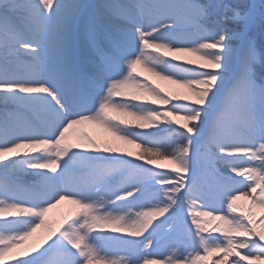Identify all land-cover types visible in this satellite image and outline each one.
<instances>
[{
  "label": "snow or ice",
  "instance_id": "snow-or-ice-1",
  "mask_svg": "<svg viewBox=\"0 0 264 264\" xmlns=\"http://www.w3.org/2000/svg\"><path fill=\"white\" fill-rule=\"evenodd\" d=\"M256 31L264 0H0V264H264Z\"/></svg>",
  "mask_w": 264,
  "mask_h": 264
},
{
  "label": "bare ground",
  "instance_id": "bare-ground-1",
  "mask_svg": "<svg viewBox=\"0 0 264 264\" xmlns=\"http://www.w3.org/2000/svg\"><path fill=\"white\" fill-rule=\"evenodd\" d=\"M89 2H96V0H89ZM187 58L196 59V57H187ZM137 72L142 73L145 76H148L149 79L153 80V82H155V83H159L166 90H171V91L176 90L174 85H170L167 82L160 81L158 78L151 76V74L145 72L144 69L139 65L137 66ZM123 118L130 119L128 117H123ZM85 133H87L89 136H91L97 140H103L105 138H110L109 134L106 133L100 126L95 125V124H91V123H85L83 125L74 126L72 129L69 130L67 136H68V139L72 142H81V139ZM118 143H121V146H123L122 142H118ZM124 146H126V145H124ZM161 163L167 164V162H164V161ZM237 203L242 204V203H246V201L241 200V201H237ZM67 205L73 206L72 204L65 201V202H62L61 204L57 205L55 208H52V209H56L59 206L64 207ZM52 209H50V210H52ZM184 211H185V213H187L188 209L186 208ZM212 223H216V222L212 221ZM39 236H40V233L37 232L36 234H34L33 237L29 238V241L27 243H32ZM165 243L166 242H162L158 246L159 251L164 250ZM20 250L21 249H17L16 252L18 253ZM217 255L218 254L212 255V257L209 260V264H210L211 259H215L217 257ZM11 258H12L11 254L5 257L6 260H11Z\"/></svg>",
  "mask_w": 264,
  "mask_h": 264
},
{
  "label": "rangeland",
  "instance_id": "rangeland-1",
  "mask_svg": "<svg viewBox=\"0 0 264 264\" xmlns=\"http://www.w3.org/2000/svg\"><path fill=\"white\" fill-rule=\"evenodd\" d=\"M201 2H206V0H201ZM227 2H230L232 4H239L242 3L243 0H227ZM259 31H256L254 33L255 34H259ZM124 146V145H123ZM124 147L129 148V150L133 151V152H137L138 149H135L133 146L130 145H126ZM163 162V161H161ZM75 209V206H71V205H67V206H59L56 209H52L50 210L47 214H46V219L49 222L50 225L52 226H56L58 225L69 213H71L73 210ZM46 231L45 228H42L40 230H38V232L40 233V236Z\"/></svg>",
  "mask_w": 264,
  "mask_h": 264
},
{
  "label": "trees",
  "instance_id": "trees-1",
  "mask_svg": "<svg viewBox=\"0 0 264 264\" xmlns=\"http://www.w3.org/2000/svg\"><path fill=\"white\" fill-rule=\"evenodd\" d=\"M255 38L257 39V41L264 40V36H262L261 33L256 34V35H255Z\"/></svg>",
  "mask_w": 264,
  "mask_h": 264
}]
</instances>
